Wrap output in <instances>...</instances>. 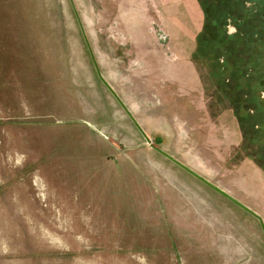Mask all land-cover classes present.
<instances>
[{"label": "rangeland", "instance_id": "374dc122", "mask_svg": "<svg viewBox=\"0 0 264 264\" xmlns=\"http://www.w3.org/2000/svg\"><path fill=\"white\" fill-rule=\"evenodd\" d=\"M257 3L0 0V264H204L184 168L264 217Z\"/></svg>", "mask_w": 264, "mask_h": 264}, {"label": "crops", "instance_id": "0c3cea01", "mask_svg": "<svg viewBox=\"0 0 264 264\" xmlns=\"http://www.w3.org/2000/svg\"><path fill=\"white\" fill-rule=\"evenodd\" d=\"M146 1L152 4L159 1L161 2L159 6H165L166 2L182 3L184 1L189 6L188 15L193 17L197 15L196 0ZM190 9L192 14H190ZM224 205L230 206L235 214L214 216L211 211H204L202 213L204 216H196L197 220L205 227L204 264H264V217L254 213L260 217L259 221L232 201L224 202ZM242 206L250 208L248 205ZM209 214L210 216H208Z\"/></svg>", "mask_w": 264, "mask_h": 264}, {"label": "trees", "instance_id": "16d2710c", "mask_svg": "<svg viewBox=\"0 0 264 264\" xmlns=\"http://www.w3.org/2000/svg\"><path fill=\"white\" fill-rule=\"evenodd\" d=\"M256 1H258V3L254 5V8H253L254 10L251 12V13H253V15L258 14V12H259L258 4L260 5V0H256ZM236 15H237V17L241 16V18L238 19L239 23L237 24V27L242 26L244 28V30H243L244 34L243 35H237V33H236L237 38H238V42H237L238 45L241 46V43H243V41L245 40L244 37H248V38H252V40H250V42L257 46L256 49L257 48H260V49L264 48V28L262 27V25H264V23L258 19L255 22L245 24V22L248 19V18L245 19V16L246 15L250 16V14L248 13V10H243V9L238 10ZM257 38H258V41L256 40ZM240 46H239V48H240ZM263 58H264V55H263ZM262 65H263L262 68L264 69V62L262 63ZM256 70L258 72L262 71L260 67L258 69L256 68ZM231 103H233V105L235 106L234 102H231ZM240 108L241 107L238 104L235 106V109L237 112Z\"/></svg>", "mask_w": 264, "mask_h": 264}, {"label": "water", "instance_id": "95a60500", "mask_svg": "<svg viewBox=\"0 0 264 264\" xmlns=\"http://www.w3.org/2000/svg\"><path fill=\"white\" fill-rule=\"evenodd\" d=\"M183 167V166H182ZM184 168V167H183ZM187 172H189L190 174L194 175L196 178H198L199 180H201L202 182H204L206 185L210 186L212 189H214L215 191H217L218 193H220L221 195H223L224 197H226L227 199H229L230 201H232L233 203L237 204L238 206H240L241 208H243L245 211H247L248 213H250L252 216L256 217L259 221H260V217L257 216L256 214L252 213L250 210H248L247 208L243 207L241 204H239L238 202L232 200L230 197H228L226 194H224L221 190H219L218 188L214 187L213 185L209 184L207 181L203 180L202 178H200L199 176H197L196 174H194L193 172H191L190 170L184 168Z\"/></svg>", "mask_w": 264, "mask_h": 264}]
</instances>
